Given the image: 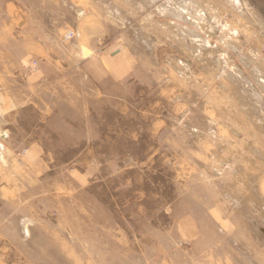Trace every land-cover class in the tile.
Wrapping results in <instances>:
<instances>
[{
	"label": "rangeland",
	"instance_id": "1",
	"mask_svg": "<svg viewBox=\"0 0 264 264\" xmlns=\"http://www.w3.org/2000/svg\"><path fill=\"white\" fill-rule=\"evenodd\" d=\"M0 264H264V0H0Z\"/></svg>",
	"mask_w": 264,
	"mask_h": 264
},
{
	"label": "crops",
	"instance_id": "2",
	"mask_svg": "<svg viewBox=\"0 0 264 264\" xmlns=\"http://www.w3.org/2000/svg\"><path fill=\"white\" fill-rule=\"evenodd\" d=\"M32 45V49H31V57H32V62L36 61V67H35V71L34 74L39 77H44V73L43 70H45V68H47L48 66H52L53 67V74H55V71L57 69H59L60 71L63 69H65V67L63 66V62L64 59H56L53 56L50 55V52H47L46 48L44 47V45L42 43H40L39 41H34L32 40L31 42ZM28 53V52H27ZM107 58V57H106ZM110 59H101L102 62H105V64H107L110 60H116L118 59L117 56H110ZM90 59L84 58V59H78L77 63V69L81 70L82 76L84 78H86V75H90L87 73V71L84 69L86 68V64L89 63ZM85 67V68H84ZM117 77V76H115Z\"/></svg>",
	"mask_w": 264,
	"mask_h": 264
},
{
	"label": "built area",
	"instance_id": "3",
	"mask_svg": "<svg viewBox=\"0 0 264 264\" xmlns=\"http://www.w3.org/2000/svg\"><path fill=\"white\" fill-rule=\"evenodd\" d=\"M73 35H74V31L70 30V31L67 32L66 38L70 39L71 37H73Z\"/></svg>",
	"mask_w": 264,
	"mask_h": 264
}]
</instances>
